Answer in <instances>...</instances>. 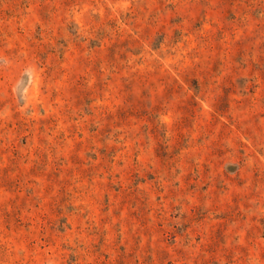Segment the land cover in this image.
<instances>
[{
  "label": "rangeland",
  "instance_id": "1",
  "mask_svg": "<svg viewBox=\"0 0 264 264\" xmlns=\"http://www.w3.org/2000/svg\"><path fill=\"white\" fill-rule=\"evenodd\" d=\"M0 264H264V0H0Z\"/></svg>",
  "mask_w": 264,
  "mask_h": 264
}]
</instances>
